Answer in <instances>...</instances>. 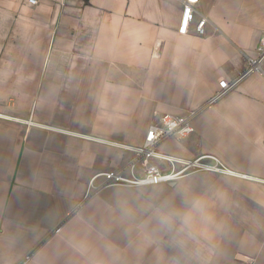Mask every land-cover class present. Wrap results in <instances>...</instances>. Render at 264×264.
Returning a JSON list of instances; mask_svg holds the SVG:
<instances>
[{
  "label": "crops",
  "instance_id": "1",
  "mask_svg": "<svg viewBox=\"0 0 264 264\" xmlns=\"http://www.w3.org/2000/svg\"><path fill=\"white\" fill-rule=\"evenodd\" d=\"M196 9L205 35L179 0H0V264H264V0ZM165 113L195 132L163 153L231 172L95 188Z\"/></svg>",
  "mask_w": 264,
  "mask_h": 264
},
{
  "label": "built area",
  "instance_id": "2",
  "mask_svg": "<svg viewBox=\"0 0 264 264\" xmlns=\"http://www.w3.org/2000/svg\"><path fill=\"white\" fill-rule=\"evenodd\" d=\"M35 4L37 0H29ZM183 5V16L180 26L182 33H188L192 27L198 35L206 34V17L197 18L196 5L199 0H179ZM264 65V33L261 36L257 56L250 59L246 73L260 71ZM238 80L230 83L227 79L219 80V90L215 99L226 93ZM194 113L188 115H173L165 113L153 122L146 133L145 142L141 147H134L139 156L124 168L111 169L99 173L95 179L102 177L100 188L106 185H124L140 187L158 185L162 183H175L183 175L194 170L230 173L231 171L215 156L201 155L193 159H183L163 153L160 146L171 137L185 138L195 132L193 122ZM31 122V121H29ZM156 159L157 162H151ZM211 161H209V160ZM27 258L19 264H26Z\"/></svg>",
  "mask_w": 264,
  "mask_h": 264
},
{
  "label": "clouds",
  "instance_id": "3",
  "mask_svg": "<svg viewBox=\"0 0 264 264\" xmlns=\"http://www.w3.org/2000/svg\"><path fill=\"white\" fill-rule=\"evenodd\" d=\"M175 213L168 210L167 206L164 205L157 212V222L162 229H170Z\"/></svg>",
  "mask_w": 264,
  "mask_h": 264
},
{
  "label": "rangeland",
  "instance_id": "4",
  "mask_svg": "<svg viewBox=\"0 0 264 264\" xmlns=\"http://www.w3.org/2000/svg\"><path fill=\"white\" fill-rule=\"evenodd\" d=\"M159 150L162 152V150H161V146H160V148H159ZM139 158V156L137 155V153H136V159H138ZM151 162H157V160L156 159H152L151 160ZM124 168V167H123ZM199 171H205V170H194V171H191V172H189V173H187V174H192V173H196V172H199ZM187 174H185V175H187ZM185 175H183V176H185ZM182 176V177H183ZM180 180V179H179ZM179 180H177V181H179ZM162 184H167V185H170V183H162ZM159 185V184H158ZM122 186H124V185H122ZM130 187H132V186H130ZM141 187V186H140Z\"/></svg>",
  "mask_w": 264,
  "mask_h": 264
}]
</instances>
